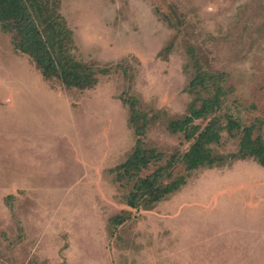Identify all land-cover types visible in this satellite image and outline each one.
Instances as JSON below:
<instances>
[{
	"label": "rangeland",
	"instance_id": "rangeland-1",
	"mask_svg": "<svg viewBox=\"0 0 264 264\" xmlns=\"http://www.w3.org/2000/svg\"><path fill=\"white\" fill-rule=\"evenodd\" d=\"M35 1L96 82L44 79L0 22V264H264V168L230 159L239 131L188 171L192 142L168 130L211 100L186 133L230 117L264 140V0ZM200 73L208 91L190 87ZM139 139L161 156L118 181ZM154 173L180 180L150 204Z\"/></svg>",
	"mask_w": 264,
	"mask_h": 264
},
{
	"label": "trees",
	"instance_id": "trees-1",
	"mask_svg": "<svg viewBox=\"0 0 264 264\" xmlns=\"http://www.w3.org/2000/svg\"><path fill=\"white\" fill-rule=\"evenodd\" d=\"M45 9L46 7L41 8L35 0H0L2 28L5 32L14 33L13 45L31 58L44 79L57 78L68 89L82 90L92 87L96 82L93 68L77 62L69 54L70 44L67 41L69 32L66 31L60 16L52 11L48 15V12H43ZM98 72L107 76L111 69H102ZM190 87H200L204 91L210 88L201 73L191 81ZM217 108L216 102L207 100L201 109L191 110L189 116L169 123L170 132L184 134L185 138L192 142L190 148L177 160H180L188 171L222 163L224 159L215 156L210 146L220 142L219 132L227 130L228 134L234 137L233 131L236 130L240 133L239 148L237 154L230 156V159L250 158L264 168V140L260 136L253 138L252 127H242L236 119L229 117L227 125L222 128L218 125V120L213 118L202 131L193 127L191 132L186 133L187 127L194 119L203 118L215 112ZM141 144V140H137L133 154L123 164L110 171L116 175L118 181L123 176L131 177L133 172H140L153 161L159 160L161 155H157L153 150H144ZM158 180L163 181L164 176L154 173L143 181L146 187L143 196L147 197L150 204L175 191L180 179L165 187H161ZM137 190L140 191L141 188L138 186Z\"/></svg>",
	"mask_w": 264,
	"mask_h": 264
}]
</instances>
